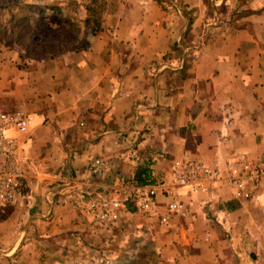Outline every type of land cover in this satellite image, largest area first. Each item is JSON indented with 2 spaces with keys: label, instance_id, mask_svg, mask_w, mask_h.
<instances>
[{
  "label": "crops",
  "instance_id": "1",
  "mask_svg": "<svg viewBox=\"0 0 264 264\" xmlns=\"http://www.w3.org/2000/svg\"><path fill=\"white\" fill-rule=\"evenodd\" d=\"M87 50L81 90H14L12 104L36 119L21 136L29 197L15 207L27 213L0 222V264H37L54 240L108 232L82 191L114 194L143 169L168 181L185 157L217 175L207 190L178 188L188 214L129 221L143 212L126 202L122 221L146 223L171 264H264V179L257 201L236 198L226 179L239 158L264 155V0H135ZM95 158L109 163L103 176L89 171Z\"/></svg>",
  "mask_w": 264,
  "mask_h": 264
},
{
  "label": "rangeland",
  "instance_id": "2",
  "mask_svg": "<svg viewBox=\"0 0 264 264\" xmlns=\"http://www.w3.org/2000/svg\"><path fill=\"white\" fill-rule=\"evenodd\" d=\"M134 2L135 0H0V109L13 111L25 108L16 102V105L12 104L15 96H18L14 90H81L85 76L83 61L93 38L100 31L105 32L108 24L116 23L121 12ZM119 183L118 180L113 189ZM15 206L0 209V222L10 220L12 216L16 220L19 215L20 220H24L21 213L26 215V210ZM132 215L130 211L122 218ZM142 216L150 217L142 213L129 221L137 222L138 218L144 219ZM122 218L113 222H100L95 218L104 223L108 232H95V237L88 236L83 240L71 238L64 245L54 240V248H48L42 254L40 249L39 255L34 256L35 262L171 264L172 260L165 256L163 246L150 235L146 223L138 224L141 226L140 231H137V225H134L137 229L132 230L129 221L123 222ZM118 222H122L125 230L122 228L121 232L118 230L116 233ZM94 226L99 228V225ZM5 230L7 228L4 226L0 228V232ZM18 241L16 239L17 243ZM36 244L33 246L36 247ZM39 247L42 245L39 244ZM2 248L3 239L0 238V249Z\"/></svg>",
  "mask_w": 264,
  "mask_h": 264
},
{
  "label": "built area",
  "instance_id": "3",
  "mask_svg": "<svg viewBox=\"0 0 264 264\" xmlns=\"http://www.w3.org/2000/svg\"><path fill=\"white\" fill-rule=\"evenodd\" d=\"M35 119L36 114L25 109H0V209L18 205L29 197L22 182V163L28 158L21 151V136L29 131ZM239 159L238 164L230 166L227 182L236 198L257 201L259 194L256 188L264 179V155L256 164ZM108 165L103 158H95L89 164V171L100 177L105 174ZM216 179L217 175L211 166L191 157L177 158L171 165L168 181L160 177L152 184H142L135 178L122 176L114 194L84 190L78 198L100 222L120 220L125 213H130L125 203L131 202L143 213L167 223L171 215L188 214L178 192L179 187L189 186L197 193L212 187ZM159 194L167 198V211L160 210Z\"/></svg>",
  "mask_w": 264,
  "mask_h": 264
},
{
  "label": "trees",
  "instance_id": "4",
  "mask_svg": "<svg viewBox=\"0 0 264 264\" xmlns=\"http://www.w3.org/2000/svg\"><path fill=\"white\" fill-rule=\"evenodd\" d=\"M137 180L139 181V183H142V184L152 183L150 176L147 173L146 169H143L142 171H140V174L137 176Z\"/></svg>",
  "mask_w": 264,
  "mask_h": 264
}]
</instances>
